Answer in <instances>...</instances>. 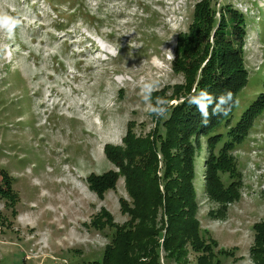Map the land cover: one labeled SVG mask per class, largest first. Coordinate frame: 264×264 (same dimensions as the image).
<instances>
[{
	"label": "rangeland",
	"instance_id": "374dc122",
	"mask_svg": "<svg viewBox=\"0 0 264 264\" xmlns=\"http://www.w3.org/2000/svg\"><path fill=\"white\" fill-rule=\"evenodd\" d=\"M201 1L0 0L21 21L11 38L0 32V188H10L8 195L0 191V264L101 262L131 218L121 199L133 203L122 175L102 195L90 187L91 175L119 171L106 146L125 149L128 136L170 132L165 123L201 74L182 69L192 56L182 53L184 42L196 40L203 67L218 58L217 41L228 39L243 46L247 81L217 131L226 134L260 99L253 127L230 150L227 166L234 171L222 172L226 187L237 181L238 198L222 202L203 188L208 135L199 144L193 138L195 150L187 155L196 168L202 237L216 264H255L254 226L264 222V0H209L195 17ZM190 68L191 75L196 66ZM153 80L159 82L153 100L169 102L166 119L150 115L142 100V85ZM157 156L165 191L169 179ZM158 222L167 227L163 210ZM187 249L180 262L160 247L161 264H198L202 252Z\"/></svg>",
	"mask_w": 264,
	"mask_h": 264
},
{
	"label": "trees",
	"instance_id": "16d2710c",
	"mask_svg": "<svg viewBox=\"0 0 264 264\" xmlns=\"http://www.w3.org/2000/svg\"><path fill=\"white\" fill-rule=\"evenodd\" d=\"M208 1L203 0L197 4L195 17L200 16L202 5L209 6ZM230 11L233 12L232 9ZM196 43V40H186L183 51L182 40L177 44L178 52L186 53L187 58L188 53H192L190 59L188 61L186 59L183 63L182 69L192 77L201 68L195 91L207 90L215 96L231 91L234 99H237L238 93L245 87L247 81L244 59L241 56L243 46L236 48L237 44L229 39L228 42L219 40L217 41L220 51L218 58H210L201 67L200 64L206 57L201 55L202 50ZM189 65L196 66L192 69L191 75ZM191 87L189 85L185 88L183 91L185 99L174 108L176 114L165 123L169 125L170 132L160 134L155 130L152 136L149 134L136 141L132 136H128L125 138L127 146L125 149L106 146L107 157L119 171H109L89 177L90 187L102 195L107 188L116 187L119 177L124 176L127 191L133 200V203L129 204L121 199L123 211L131 218L126 227H121L111 244L107 246L103 260L96 264H161L160 247L162 246L170 258L175 256V259L181 262L180 258L185 252L187 254L189 245L194 251L202 252L197 258L198 264H216V255L211 244H206V240L202 237L198 220V191L192 183L196 168L187 154L195 150V145L191 144L193 138L199 144L201 138L208 135L210 155L203 163L206 179L203 188L210 196L222 202H231L238 198L237 181H231L226 187L222 180V172L234 171V168L227 166L232 161L230 150L242 144L243 138L253 127L255 116L260 113L258 103L260 99L252 103L236 126H231L229 131L223 134L218 132L217 128L229 120L235 107L227 116H211L205 126L196 107L186 102V98L193 94ZM138 143L140 151L137 150ZM184 145L186 147H183L184 155H182ZM173 146L179 148L178 154L171 151ZM159 153L162 154L166 166L163 176L169 179L164 183L165 191L160 190L158 184L157 169L160 160L157 155ZM138 158L140 160L137 162ZM7 190L5 192L0 188L3 194L8 195L10 188ZM161 210L167 216V227L164 225L159 227L158 213ZM254 229L255 242L250 250L255 264H264V222L257 223ZM162 230L165 231L164 236Z\"/></svg>",
	"mask_w": 264,
	"mask_h": 264
},
{
	"label": "clouds",
	"instance_id": "9594fccd",
	"mask_svg": "<svg viewBox=\"0 0 264 264\" xmlns=\"http://www.w3.org/2000/svg\"><path fill=\"white\" fill-rule=\"evenodd\" d=\"M21 24L18 17H15L0 8V32L7 33L11 38L15 29ZM171 51H169V59H173ZM159 89L158 81L145 82L141 87V97L146 105V111L150 115H155L158 118H168V101L162 97H155L153 100L152 93ZM186 102L190 106H195L201 115L202 123L206 126L211 116L224 115L227 116L233 107L239 105V99H234L231 91H225L219 96H215L207 90H200L186 98ZM175 103V102H172ZM211 109V111H210Z\"/></svg>",
	"mask_w": 264,
	"mask_h": 264
}]
</instances>
